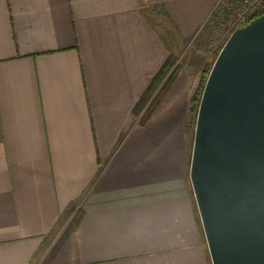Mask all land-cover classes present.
<instances>
[{
  "label": "crops",
  "instance_id": "1",
  "mask_svg": "<svg viewBox=\"0 0 264 264\" xmlns=\"http://www.w3.org/2000/svg\"><path fill=\"white\" fill-rule=\"evenodd\" d=\"M218 3L0 0V264H211L188 80L134 109Z\"/></svg>",
  "mask_w": 264,
  "mask_h": 264
},
{
  "label": "water",
  "instance_id": "2",
  "mask_svg": "<svg viewBox=\"0 0 264 264\" xmlns=\"http://www.w3.org/2000/svg\"><path fill=\"white\" fill-rule=\"evenodd\" d=\"M189 180L211 264H264V14L234 30L211 66Z\"/></svg>",
  "mask_w": 264,
  "mask_h": 264
},
{
  "label": "rangeland",
  "instance_id": "3",
  "mask_svg": "<svg viewBox=\"0 0 264 264\" xmlns=\"http://www.w3.org/2000/svg\"><path fill=\"white\" fill-rule=\"evenodd\" d=\"M263 1L219 0L214 13L204 27L191 40L184 42L174 50L172 56L179 69L178 76L182 75L188 80L192 94L201 84L203 77L207 78L219 51L234 31V23L239 18L237 15H241L247 9L254 10L253 7L257 8V5ZM196 114H190L188 128L190 149L192 148Z\"/></svg>",
  "mask_w": 264,
  "mask_h": 264
},
{
  "label": "trees",
  "instance_id": "4",
  "mask_svg": "<svg viewBox=\"0 0 264 264\" xmlns=\"http://www.w3.org/2000/svg\"><path fill=\"white\" fill-rule=\"evenodd\" d=\"M262 14H264V1L258 5L256 10L252 13L250 17L252 19H255L256 17L261 16ZM178 75L179 69L177 68L176 60L173 56H169L166 62L164 63L163 67L160 69V71L156 74V76L149 84L147 90L145 91L139 102L136 104V107L134 109L135 113H139L143 108L146 107V110L141 118L142 122H145L151 116V114L160 104L164 96L167 94V92L177 79ZM205 77H203L201 84L198 85V88L196 89V91H194L190 98V114L197 113L199 100L206 80Z\"/></svg>",
  "mask_w": 264,
  "mask_h": 264
},
{
  "label": "built area",
  "instance_id": "5",
  "mask_svg": "<svg viewBox=\"0 0 264 264\" xmlns=\"http://www.w3.org/2000/svg\"><path fill=\"white\" fill-rule=\"evenodd\" d=\"M258 6V5H257ZM254 10L247 9L245 12L241 13V15H237L239 18H237L236 23H234L235 27L234 29L236 30L237 28H241L248 24L250 21L253 19L250 17L252 13L256 10V6L253 7Z\"/></svg>",
  "mask_w": 264,
  "mask_h": 264
}]
</instances>
